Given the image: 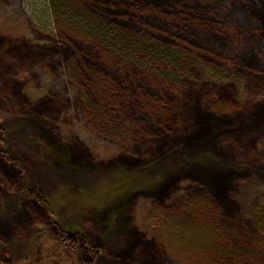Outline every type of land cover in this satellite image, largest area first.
<instances>
[{
    "label": "rangeland",
    "instance_id": "obj_1",
    "mask_svg": "<svg viewBox=\"0 0 264 264\" xmlns=\"http://www.w3.org/2000/svg\"><path fill=\"white\" fill-rule=\"evenodd\" d=\"M137 1L149 5L148 25L126 29L149 33L152 10L182 15L167 28L187 32L167 42L255 76L244 102L234 85H196L195 63V80L172 90L106 56L64 31L65 0H0V264H34L47 233L91 264H264L253 220L264 197V68L235 51L239 27L264 37V18L236 0L231 17L206 13L220 0ZM74 42L95 76L82 86L66 75Z\"/></svg>",
    "mask_w": 264,
    "mask_h": 264
},
{
    "label": "trees",
    "instance_id": "obj_2",
    "mask_svg": "<svg viewBox=\"0 0 264 264\" xmlns=\"http://www.w3.org/2000/svg\"><path fill=\"white\" fill-rule=\"evenodd\" d=\"M131 1V6L126 4L128 6L127 9L123 5L117 7L111 3L105 4V1L65 0L68 7L65 11L64 31L72 32L74 29L86 42L94 43L97 44L98 47H101L106 56L116 57L119 59V62L125 66L135 65L145 73L151 71L154 76L163 80H168V83L171 85L169 88L172 90L179 87L185 79L189 80L193 78L195 80L194 75L196 76V72L188 71L189 67L195 63L200 67L202 72V77L198 78L196 82L194 81L196 85L198 81L207 82L206 85L212 82L222 85H234L237 90V100L239 101V94L248 92L246 80L248 81L250 79L248 77L255 76L240 71V68L239 71H236L229 69L228 65L209 63L198 55L200 53L197 49L183 50L167 42L169 34L176 31L187 32L183 26H176L172 29L167 28V17L177 22V19H180L182 15L177 16L172 14V16L166 15L163 10H152V12H154L153 14L158 17V20L154 22L149 21L151 25L149 33H137L135 30L130 31L126 29L125 23L127 20L139 23L138 20L142 18L146 22V24H142V27L144 28V25H148V21L142 16L150 11L149 5L144 2H138L137 0ZM236 1L240 2L246 9L250 7L248 11L251 12L255 20H257V17L259 18L260 15L264 18V0H260L262 4L260 2L257 4V0H251L249 2L250 5L243 4L240 0ZM232 2L233 0L231 2L230 0H220L222 10L217 11L216 9H210L208 11L207 9L206 13L208 15L216 14L231 17V15H227L225 11L229 8V5H232ZM149 3L154 4L155 2ZM136 5H140L142 8L136 7ZM232 7L234 8V5H232ZM105 12L109 14H105ZM262 20L264 21V19ZM252 26V24H248L239 27L242 30V41H240L239 47L236 46L238 49H235L238 53L237 62H256L264 68V37L256 36L250 32ZM237 29L238 28L235 30ZM219 39L224 43L226 41L229 42L226 35ZM62 41L68 42L66 37H62ZM74 49L75 56L70 61L66 75L69 77L72 76V80L76 83H78L76 81L78 80V84L82 86L84 84L83 79H85L89 73H93V78H87L90 81L95 80L94 72L90 66L87 68V71H85L91 55L85 54L86 48L80 47L78 43L75 42ZM94 68H96V66ZM108 84L110 83L108 82ZM125 87L126 89L128 88L127 86ZM118 91H113L112 94L118 93ZM83 98L85 102H88L90 105L99 107V103L95 102L93 104V102L89 100L87 94H85ZM244 99L245 98L241 99V105ZM233 104L235 105V103ZM93 114L96 116L94 111ZM23 192L39 198L37 192V194L33 193L34 191L28 188H24ZM253 220L255 222L254 229L258 238L257 240L261 237L264 241V197L260 198L259 203L254 207ZM61 238L62 237L50 236V234L47 233L42 239L40 257L34 264H91L89 260H77L76 250L61 245V242H63ZM250 257L252 256L250 255Z\"/></svg>",
    "mask_w": 264,
    "mask_h": 264
}]
</instances>
